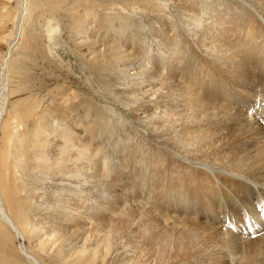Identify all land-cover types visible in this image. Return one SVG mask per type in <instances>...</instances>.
<instances>
[{"label":"bare ground","instance_id":"1","mask_svg":"<svg viewBox=\"0 0 264 264\" xmlns=\"http://www.w3.org/2000/svg\"><path fill=\"white\" fill-rule=\"evenodd\" d=\"M23 1V23L20 25L21 34L15 50L14 46L9 49L8 44H5L6 38L2 31L6 27L13 31L18 29L16 20L19 17V0L15 4L12 0H0V70L6 66L5 77L11 83L6 95L10 99L0 123V207H4L8 215L6 217L0 208V264L27 263L14 244L11 221L26 232L28 237L36 236L40 239L35 257L44 264H109V260L104 262L109 254L110 258L116 254L115 262H123L128 257L119 254V248L114 247V240H122V234L128 233L136 218L140 221V230L136 231L139 236L135 238L142 239L141 246L131 237L123 244L135 249L136 264H228L225 257L220 256V252L211 253L198 247L203 246L215 252L214 248L219 244L225 245L226 249L231 248L236 255L240 254L238 264H264V236L258 235L261 238L257 239L253 236L241 242V237L220 231L214 225L219 220L215 211L221 209L223 201L233 207L238 204L239 199L249 209L244 213L236 211V221L247 219L253 225L251 228L261 224L253 209L261 202L256 190L264 187V116L258 124L255 123L256 126H252L247 114L252 111L256 114L264 112V97L258 101L256 96L257 87L264 86V59H260L264 55V26L259 21H245L238 17L233 22H228L231 19L228 15L217 14L214 23L227 25L230 29L214 31L213 25L209 32L205 30V35H202V31L201 39H197L198 45L212 46L211 55L206 57L194 51V43L188 44L187 40H179L178 43L175 40L167 41L168 37L162 33L160 38L156 36L159 41L155 44V40L146 39L147 36L139 34L143 23H136L135 29H140L133 30L135 25H132L128 12L126 14L122 10L128 6H136L139 3L137 1H114L107 4L100 0ZM178 1H183L182 11L187 13L182 14L189 18L187 25L194 31L202 24L204 15L223 7H226L227 13L231 8L229 3L221 0L210 5L203 0ZM261 1L264 5V0ZM111 5L123 7L119 6L121 10L113 11L110 7H105ZM148 5L144 2L143 10ZM109 8L110 12H106ZM98 20L100 23L95 25L93 21ZM105 20H110L107 28L103 25ZM159 22L165 30L173 28V24L162 17ZM64 23L69 32L80 37L86 36L89 30H95L94 35H91L94 40L86 39L82 42L87 51L85 49L81 56L85 55L87 71L96 79L101 78L100 87L106 97L115 93L112 75L119 73L118 65L124 69L132 66L139 69L134 78L135 84L139 85L132 90L133 94L139 90H142V94L149 91L151 98L166 90V96L161 99L157 97L156 105L152 108L149 109V104L138 105L133 110L136 112L142 108L147 118L152 120L161 116V113L168 116L163 121L155 120L162 128L168 126L166 134L171 125L182 121L181 130H177L178 135L170 133L167 140L162 135H155L172 152L166 154L151 144L148 149L141 148L130 158V154L126 155L123 151L122 156L128 158L126 161L120 160L116 165L113 164L116 159L114 156L103 153L107 145L101 144L99 138H102L105 131L112 132L111 118L108 119L103 111L97 109L95 97L86 96L89 94L87 89L80 87L70 77L69 67L55 70L51 68L54 62L44 55L40 47L42 33L39 36L35 34L37 28L41 31L44 27L47 36L51 38ZM168 24L169 27L165 26ZM97 26H100L102 33H99ZM126 27L131 30L121 35V38L135 35L137 38L124 43L115 35H120ZM105 34L107 38L104 37ZM234 41L237 43H232ZM243 42H247L244 48L241 47ZM99 44L105 47L104 51L96 48ZM121 46L126 48L122 49ZM78 49V52H82L81 48ZM47 51L49 55L53 53L49 46ZM169 52L177 54V59L161 62L160 54ZM231 54L237 55L238 60L239 56L242 57V66L239 61L230 63V60L235 59ZM180 61L184 66H177ZM46 68L50 74L66 70L67 76L60 81L59 75H55L51 89L44 93L42 86L46 73H39V70ZM164 69L167 70L166 74L162 73ZM255 69L260 70L258 75ZM254 75L256 77L253 79ZM180 80L182 86L179 84ZM246 81H252L251 85H246ZM1 89L0 84V91ZM243 92H249V96L238 100L243 99L248 106L237 108L234 104L235 96ZM259 93L264 95L263 91ZM173 94L176 97H172ZM228 94H233L234 97L228 99ZM83 98L86 100L81 101ZM165 99L169 101L165 102ZM60 100L68 107L59 104ZM84 103L86 106L81 107ZM149 110L152 111L149 113ZM52 115L56 122L61 123L62 129L52 126ZM89 117L92 119L89 120ZM79 130H84L82 138ZM52 135L55 140L50 158V153L45 149L50 146L49 137ZM192 142L197 144L196 153H193L195 158L189 156L190 150L187 149ZM140 145L144 146L145 143L141 142ZM38 150L42 152L41 155ZM182 158L189 160L190 165L182 164ZM197 163L212 171L197 168ZM144 169L147 173H144ZM39 170L44 171L47 176L52 173L54 176L58 175L57 181L71 175L86 177V180L78 178L79 185L82 180L92 183V187L80 185L79 190H75L74 186L60 188L57 185L56 189L62 191L55 198L57 207L65 203V197L70 198L72 191H76L74 197L89 196V201L77 200L72 205L69 200L68 205L63 206L56 214H52L55 207L48 212L53 203L45 196L44 202L48 204L43 209L46 214L51 215L52 221H48L47 228L52 226L61 229V233L52 241L35 232V223L39 225L41 219L34 221V216L29 211L32 200L44 195L40 194L41 188L36 185V178H39L36 173ZM215 171L219 172L217 179L212 178L211 173ZM233 172L236 175H231ZM239 176L251 182H242L238 180ZM145 177V184L152 195L151 199L148 197L152 200L150 210L139 202L142 196L137 191L133 192L131 199L127 197L129 192H125L127 186L135 185ZM132 200L135 201L134 204ZM72 206H75L76 213H73ZM40 212L38 209L36 214H45ZM82 213L90 215L96 225L86 228L87 223L81 218ZM190 213L193 217H190ZM55 220L65 223L61 226ZM243 225L247 226L248 222ZM242 230L249 231V228L242 226L239 231ZM98 232L103 235L96 236ZM89 236H95L94 241L87 245H91L90 251L84 253L86 244L78 251L80 247L76 245V241L81 237L90 241ZM50 246H54L52 255H42ZM76 252L77 257L72 259Z\"/></svg>","mask_w":264,"mask_h":264},{"label":"rangeland","instance_id":"2","mask_svg":"<svg viewBox=\"0 0 264 264\" xmlns=\"http://www.w3.org/2000/svg\"><path fill=\"white\" fill-rule=\"evenodd\" d=\"M13 3L15 4L18 0H12ZM102 3L107 4L108 2H118V1H126V0H100ZM127 1H137L139 3H136L137 5L131 7L128 6L125 9L122 10L123 13L128 12V16L130 18V21L133 22L132 25H135L133 27V30H139V32L137 31V33H139L141 36L145 35L147 36L146 39H153L155 40V44H158L159 39L157 37L160 38V34L162 33V35H166L168 37L167 41L171 40L174 41L176 43L179 42V40L181 41H188V44H193L192 48L194 49V51H196L197 53H199L202 56H206L209 57L211 55L212 52V46H199L198 42L199 37L202 35H205V30H207V32H209L210 28L214 25V31L215 30H223V31H227L230 28L227 27V25H217L214 22H216V15L217 14H226L228 15L231 19H228V22H233L234 19L236 17L244 19L245 21H251V20H256L259 21L260 24H262V26H264V5L263 2L261 0H221V1H225L227 3L230 4L231 8L228 10V12L226 13V7H223L217 11H211L210 14L204 15L202 18V24L199 25V28L197 31H194V29H192L191 26L187 25V21L189 20V18H186L185 15L183 16V14H186L187 12L184 10V12L182 11V4L183 1H178V0H172V1H168L166 2L165 0H127ZM165 1V2H164ZM199 2H201L202 0H198ZM214 1H219V0H203V2H206L207 5L213 4ZM258 1V2H257ZM23 2L25 3V1L23 0H19V17L16 20V22H18V29L16 28V30H12L9 27H6L3 29V37L6 38V42L5 44H8V48L11 49L10 47L14 46L13 48L16 50L17 49V41L20 39V25L21 23H23L22 19H23V14L24 11L22 9V7L24 6ZM144 2H147L149 5V7H146L143 10L142 4ZM123 7L122 5H111V6H105V7H110L108 11L106 12H110L113 10H121ZM206 6V4H205ZM103 7V8H105ZM117 7V8H116ZM155 7V8H154ZM102 8V7H101ZM100 8V9H101ZM21 11V13H20ZM102 12V11H101ZM130 13V14H129ZM183 13V14H182ZM182 15V16H181ZM164 18L167 22L172 23L173 24V28L168 30H165V27L163 25H161V23L159 22L160 18ZM132 18V19H131ZM108 21L110 20H105V23L103 24L105 26V28L108 27ZM138 21V22H137ZM20 23V24H19ZM93 23L95 25H98L100 23V21H93ZM136 23H143L141 24L140 27H137V29H135L136 27ZM144 25V26H142ZM169 27L168 25H165ZM221 26V27H220ZM97 28H99L100 30V26H97ZM158 28V32L157 31ZM232 28H235L234 26H232ZM110 30L113 28H109ZM264 29V27H263ZM58 31H55V33H53V36H51V38L49 36H47V33L45 31V28H37L35 34L37 36L40 35V33H42V38L40 40V47L44 52V55L46 57L49 58V60L53 61L54 64L51 66L52 69H59L60 67H62V69L69 67L71 69V71L69 72L70 77L73 78V80L75 82H77V84L82 87L87 89L89 94H86V96L90 97V96H94L95 97V101L97 102V109L101 110L104 112L105 116H108V119L111 118V126H112V132L114 135H112V132H108L105 131L104 135L102 136V138H99V141L101 144L103 145H107V148H105L103 150V153H109L112 156H114V158H116L113 162V164H118L120 160L126 161L127 158L122 156V152L124 151V153L126 155H129V158L131 155L135 156L134 154H137L138 151L143 148V149H148V147H150V145L152 144L153 147L155 146V148L157 149H161L163 152H165L166 154H169V152H172L173 150L168 147L167 145H163L162 144V140L161 138L156 137L155 135H162L164 136V139L167 140L169 139L168 134L170 133H174L175 135L177 134V130H181L180 125L182 123V121H179L181 123H177L176 125H171L170 128L168 129L169 132H167L168 134H166V130L168 126H165V128L160 127L157 122L155 120H159V121H163L165 119L168 118V116L164 115L163 113L160 114V110L158 111V113L161 116H157L155 120H152L151 118H147V114L143 112L142 108L138 111H134L133 109H135L138 105H150L149 109L152 108L153 106H155L156 102L158 99L164 98L166 96V90L160 91V93H157L155 96L153 97H149L150 93L149 91H147L146 94H142V90H139L138 93L133 94L132 90L133 89H137L139 84H135V79L137 76H135L138 72V68H133L132 67H128L127 69H124V67H122L121 65L117 66V70H119V73H116L114 75H112L113 77V91L116 93L112 94V96H108L106 97V95L102 94V90L100 87V79H96V77L92 74L89 73L87 71V67L85 65V59L84 56H81L84 52V50L87 48L84 46V44H82V42L84 40L87 39V41L89 40H94V38H91V35H94L95 30H89L86 34V36H76V33L72 34L71 32H69L68 28L65 27V23L64 25H60L57 28ZM129 27L123 28V31L120 33V35H115L116 37H118L119 39H121L122 42L127 43V41H129L130 39H135L137 38V35L132 36V37H122L121 35L126 34V32H128ZM143 30V32H142ZM219 30V31H220ZM14 32V33H13ZM142 32V34H141ZM145 32V34H144ZM99 33H102V29L99 31ZM97 33V34H99ZM165 33V34H164ZM56 36H55V35ZM89 35V36H88ZM157 36V37H156ZM186 36V37H185ZM105 38H107V34L104 35ZM179 39H178V38ZM81 38V39H79ZM90 38V39H89ZM176 38V39H174ZM186 38V39H184ZM201 39V37H200ZM19 42V41H18ZM161 42V41H160ZM84 43V42H83ZM232 43H237V41H234ZM244 44L241 45L242 48H244L246 46L247 42H243ZM182 45V42H181ZM49 46V49H51V53L49 55L48 51H47V47ZM164 46V45H163ZM81 48L80 51L82 52H78L79 49ZM96 48H99L101 50L104 51L105 47L101 46L100 44L96 46ZM122 49H125V46H121ZM11 50L8 53V57L11 55V53L14 51ZM150 52H152V49L150 50ZM15 53V52H14ZM89 53V52H87ZM159 55V54H158ZM161 56L159 60L161 62L163 61H169L172 59H177V54L169 52L168 54H160ZM232 55V54H231ZM163 56V58H162ZM232 56H235V59L233 58L232 60H230L231 62H237L239 61L240 65L242 66V57L239 56L238 60V56L233 54ZM237 56V57H236ZM9 58H7L6 60L8 61ZM187 59V57H186ZM189 59H193L192 57H189ZM211 59H213L211 57ZM260 59H264V55L262 57H260ZM119 64V63H118ZM169 64V63H167ZM170 65V64H169ZM177 66H184V63L182 61L177 63ZM7 67H8V63H7ZM5 68L6 66L4 65L1 70H0V84L2 86V89L0 91V123H1V119L4 116V114L6 113V106L8 105V99H10V96H6L7 95V90L9 89V86L11 85V83H9L5 77ZM170 68V67H169ZM225 68V66H224ZM124 70V71H123ZM229 71V70H228ZM260 70L255 69L256 75H258ZM36 72V71H34ZM46 73L44 75L45 78V83H43L42 86V90H44V93H46L49 89H51L52 85L54 84V78L56 77L55 75H59V80H63L65 79V77L67 75H65L66 70L62 71L63 73H56V74H50V72L48 71V68L46 69H41L39 70V73ZM167 70L164 69L162 71L163 74H166ZM160 75V74H159ZM256 75H254L253 79L256 77ZM158 76V75H156ZM181 77V76H180ZM185 78V76H183ZM182 78V77H181ZM36 80H38V78H36ZM138 81H140L139 79H137ZM136 80V81H137ZM39 81V80H38ZM47 81H50V83L48 84ZM91 81V82H90ZM137 81V82H138ZM252 81H246L245 84L250 86ZM180 86H182V82L181 80L179 81ZM148 90V88H146ZM145 89V90H146ZM264 92V86H259L256 89V92L258 93L256 96H258V101L261 99V97H264V95L262 93H259L260 91ZM134 92V91H133ZM101 93V95H100ZM165 94V95H162ZM262 94V95H261ZM174 96L172 97H176L175 94H173ZM249 96V92H243L242 94H240L239 96H235L236 101L234 102L235 106L237 108L242 107L244 105H247L244 103L243 99L242 100H238L241 98H245ZM6 97V98H5ZM157 97H159L157 99ZM226 97L228 99H232L234 97L233 94H228L226 95ZM85 98V96H84ZM82 99L81 101H85L86 99ZM5 99V100H4ZM144 99V100H143ZM4 100V101H3ZM47 100V99H46ZM79 99H76V101ZM152 102H149V101ZM49 101H52V99H50ZM165 102H168L169 100L165 99ZM254 101H257V99L254 98ZM48 102V101H47ZM59 104H63V101L60 100ZM86 103H84L83 105H81V107H85ZM63 106L68 107L67 104H63ZM248 106V105H247ZM152 110H149V113ZM148 113V114H149ZM191 113V112H190ZM260 113V114H259ZM258 114H256L254 111L250 112L249 114H247V119L251 121L252 126H256V124H258L257 122H260L261 117L264 116V112H259ZM263 113V114H262ZM235 114V113H234ZM64 115V114H63ZM262 115V116H261ZM92 119V117H89V120ZM51 120L53 122V125H56L57 128L62 129L63 126H60L61 123L60 122H56L54 116H51ZM168 124V123H167ZM187 124V123H186ZM79 132H81L80 137L82 138V136H84V130H79ZM70 133V132H68ZM54 135L49 137L50 141V146L47 147L45 150L48 151V153L53 151V147H54ZM177 139V138H176ZM173 141L175 142L176 140L173 139ZM141 142L145 145L141 146ZM137 145V146H136ZM196 142H192L191 145L187 148L188 150H190L189 156H191L192 158H195V155L193 153H196ZM39 154L41 155V151H39ZM200 152V151H199ZM198 152V153H199ZM59 153V152H58ZM55 153V154H58ZM200 155V154H199ZM51 158V153L50 155H48ZM51 162V161H50ZM182 164L184 165H190V161L187 159H183L182 158ZM198 164V163H197ZM192 165V163H191ZM196 165V164H193ZM197 168H202L206 171H212L211 169H209L208 167H206L205 165H196ZM144 173H147L144 169ZM227 173V172H225ZM212 178L217 179V175L219 174V172H212ZM37 176H39V178H36L37 183L36 185H38L41 189L40 194H44L42 197H37L35 199L32 200V204L30 207V215H33V219L34 221L37 220L38 218L41 219L40 220V224L38 225V223H35V225L37 226V229L35 230L36 233H39L40 235H42L43 238L48 237L50 241H52L53 239H56L57 236L61 233V229H59V227H48V221H50V223H52L51 221V215L46 214V210H44L43 208H45L47 206L48 203L44 202V198L45 196L47 197V199L51 200L53 203V206L51 208H49L48 212H51L54 208V210L52 211V214H56L57 211H59L63 206H67L69 203V200H71V204L73 203V201H77L79 200L80 202H87L89 201V196H75L74 194H76V191H72L70 194V198L65 197V203L59 205L60 207L56 206V201L55 198H58L60 193H62V191H60L61 189H56V187H58L57 185L63 188L67 186H74L75 190H79L80 189V185L84 186H89L92 187L91 184L86 180V177L83 176V178L85 180H82L84 182L81 181V184H78V178L83 179L82 177H75V176H71V175H66L65 177H63V180H56L58 178V175L54 176L53 173L52 175H46L44 173V171H38L36 173ZM231 175H236L234 174V172ZM237 177V176H236ZM65 179V180H64ZM90 180V179H89ZM147 180V177L144 178V180H140L137 181L135 185L130 184L129 186L126 187L125 192H129L127 193V197L129 199H131L134 196V191H137V194H139L140 196H142L139 199V202L141 201L142 206H145V209L150 210V208H152L151 205V193L148 190V185L145 184ZM238 180L242 181V182H248L250 183L251 181L245 178H242L241 176H239ZM143 181V182H142ZM76 183V184H75ZM75 184V185H74ZM95 183H93L94 185ZM145 184V185H144ZM78 185V186H77ZM107 187V186H106ZM106 187L103 189L105 190ZM134 187H136V189H134ZM221 188V187H220ZM97 189V188H96ZM95 189V190H96ZM103 189H100L101 191H103ZM226 190H228V187H225ZM261 189V190H260ZM264 187H259L256 190V193L258 194V196H260V200L261 202L257 204L256 207H254L253 212L255 214H257V218H259L261 220V224L259 227L256 228H251V226L253 227V225L251 224L250 221H248L247 219H241L239 221H236L235 218V212L240 210L242 213H244L247 208L249 209V207L246 205V203L243 200H238V204L232 206H229L228 204H226L223 201V205L221 207V209L216 210L215 212L218 213V217L219 220L216 222V224H214L215 226H217V228L221 231L224 230L226 232L230 233H234L236 236L241 237L240 241L242 242L245 239L251 238L253 236L254 239H257L260 236H264V193H263ZM154 193H157L156 190L153 191ZM100 192H98L99 194ZM148 197L150 199H148ZM40 200V201H39ZM47 200V201H48ZM131 201V200H130ZM132 200V203L134 204L135 201ZM1 202V200H0ZM40 203H42V205H40ZM130 203V202H129ZM44 205V206H43ZM74 205V204H72ZM33 206V207H32ZM247 206V207H246ZM1 208V207H0ZM2 213H4V215L6 217H8L7 215V211L6 209L3 207L1 208ZM36 209V210H35ZM41 211L40 213H45L44 215L41 214H36V212ZM74 209V210H73ZM72 210L73 213H76V208L75 206H72ZM85 213H82L81 218H83V221L86 224V228H92L93 226L96 225V222H92L91 220V216L90 215H84ZM47 216V218H45V216ZM36 216V217H35ZM190 217H193V214L190 213ZM78 219V217H75ZM57 221V223L59 222L58 225H64L65 222H60L59 220H55V222ZM139 219L136 218L135 221L133 222V225L131 227V229L128 231V233H123L122 234V240L118 239V242L116 241V239L114 240V247L115 248H119V254L122 253L123 257H128V259L124 260L123 262H115L116 259H114V257L116 256V254H113V257L110 258L109 254L106 257V260L104 262H106L107 260H109V264H136V258L135 256L137 255L135 253V249H132L125 244L126 239L130 238L134 239L135 237L139 236V233H136L137 230H140L138 227L139 224ZM248 222V225H243L246 224ZM229 223V224H228ZM12 225V227H11ZM236 225V226H235ZM38 226L40 228H38ZM245 226V229L249 228V231H244L242 230V232H240V227ZM11 230L14 233V244L16 246V248L18 249V252L20 253L21 256H23L25 258V261L27 262L26 264H44L42 263V261L38 260L36 256V251L39 250L38 249V245L41 242L39 238H37L36 236H32V237H28V235L26 234V232H23L21 230V228L16 227V225L14 224V222L11 221L10 224ZM43 227V228H42ZM262 227V228H261ZM15 230H14V229ZM17 228V229H16ZM45 229L44 231H40V229ZM259 228V229H257ZM262 229V230H261ZM21 230V231H20ZM50 230V231H47ZM255 230V232H254ZM258 230V231H257ZM21 232V233H20ZM254 234V235H253ZM102 232H98L96 233V236H102ZM260 235V236H258ZM87 237V236H86ZM86 237H81L78 239V241H76V245L79 248L78 251H81V248L83 247V244H86V249L84 251V253H88L91 249V245H89V247H87V245L89 243H92L95 239V236L90 237V241L86 240ZM261 238V237H260ZM142 239L139 238H135V243L141 246V242ZM57 243V242H56ZM124 247V248H123ZM200 247L201 250H205L207 249V252H211V253H216V252H220V256H224L227 263L228 264H238L239 263V259H240V254L236 255L233 253L231 248L226 249L225 245H221L219 244V246H217L216 248H214L216 251L214 252L212 249H208L205 248L203 246H198ZM243 249V248H242ZM241 249V250H242ZM54 251V246H50V249L47 250L46 252H42V255L44 256H50L52 255ZM126 251V252H124ZM78 253H74L72 256V259H75L77 257ZM69 261V259H68ZM125 262V263H124ZM127 262V263H126ZM107 264V263H105Z\"/></svg>","mask_w":264,"mask_h":264}]
</instances>
